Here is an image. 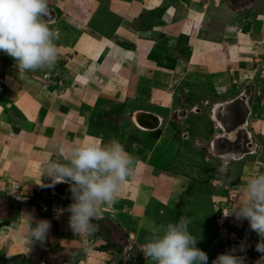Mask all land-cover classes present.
<instances>
[{"label":"crops","instance_id":"obj_1","mask_svg":"<svg viewBox=\"0 0 264 264\" xmlns=\"http://www.w3.org/2000/svg\"><path fill=\"white\" fill-rule=\"evenodd\" d=\"M228 1L238 5L248 2V0ZM175 2L178 4L177 8H174L172 3L167 6L164 3V9L162 8V11L157 14L143 15L135 0H107L103 4L94 1L87 18L83 19V15L80 14L76 17L73 14L70 18L65 17L62 23H66L68 29H64L63 33L61 28L57 29L59 38L57 50L60 61L55 63L54 68L57 66L66 71L62 72V77L58 81L53 78H44V74L42 75V72L52 71V68H41L38 69V73L30 74L29 71L19 70L15 63L3 67L5 56L2 60L4 54L0 52V75L3 76V80L0 81V172L4 173L8 167L11 168L10 170L15 169L17 173L14 177L15 182L20 184L22 191L31 193L33 189L40 188L42 178H47L44 175L47 162H67L63 157L65 153L60 151L62 147L81 141L107 144L112 139H117L125 145L127 144L126 134L129 132L134 133L135 140L132 141L129 149L124 148L136 161L135 177H130L121 185V189L126 188L128 191L126 194L125 190L122 192L119 190L116 193V202L122 206L123 201L133 197L128 182L141 181L146 177L152 182L158 181L161 177L164 179L165 176L160 173L158 163V160L161 163L167 161L162 159L160 154L161 151L164 152L162 143L160 144L157 139L146 148L142 145L143 138L145 133L152 134L157 125L159 128L166 129L163 132L165 135L168 133L176 135L178 127L168 124L167 109L171 106V99L165 96L170 103L168 105L163 103L162 106L165 108L163 110L154 107L157 100L164 101V97L158 94L161 92L159 87L161 83H164V79L154 72L157 67L156 64L149 62L152 61V57L149 58V56L154 55L163 60L169 59L176 48L177 37L183 35L191 48L192 67L197 62L207 63L211 55L221 56L228 54L229 51L239 57L249 47L254 48L257 38L261 36L264 38V0L254 1L256 4L254 20L243 26H240L242 24L239 19L243 15L241 11L244 10L245 5L243 10H239L238 6L230 9L224 4L218 5L216 0H175ZM210 3H213V6L208 11L206 8ZM197 7L201 8L198 18L195 16ZM246 7L250 9L251 6ZM101 9H104V13L98 16V11ZM90 20L103 22L102 27H95L89 23ZM65 33L68 35L66 41L61 38ZM54 42L58 43L56 40ZM72 50L82 51L85 57L83 55L76 60L73 54L74 58H72L69 56ZM53 74L54 77L58 76L57 71ZM181 77L182 84L188 79L194 81L197 88L204 89L206 85H209L210 88L206 89H211L219 99L226 94L224 89L227 87L218 90L221 84L205 73L200 72L195 75L189 72ZM147 88L150 91H147ZM200 101L205 104L207 100L200 99ZM122 103L125 105L123 104V108L115 114L118 122L110 119L108 121L106 116L113 115V106L122 105ZM223 106L218 105L217 109ZM195 112L196 121L200 124L209 121L214 125L215 131L223 132L224 127L218 119L211 114L208 118L204 109H196ZM188 115L190 116V112L184 116V119H188ZM261 115L259 119L261 121L258 122L264 137V124H262L264 109ZM203 116L205 120L208 118L205 122ZM248 125H239L235 128L238 131L244 129L248 133L251 129ZM150 126L152 128H149ZM256 126L258 125H253L252 128ZM189 134L181 133L183 142H192ZM219 137H223L222 134ZM248 146L251 148L250 143ZM260 149L258 146L255 150L258 159L253 163L254 175L264 173V150L262 152ZM245 150L242 158L246 156V159H252L255 154H249L251 149ZM168 156L170 159V155ZM167 165H171V162H167ZM249 178L250 176L246 178V181ZM165 179L171 181L168 176ZM46 181L50 182L48 178ZM171 188L168 187L167 193L170 191L175 193L173 191L175 189L171 190ZM154 190L155 188H151L153 195H155ZM24 192L22 195L26 197ZM55 192H58V197L62 200V207L56 212L42 211L36 202L28 201L24 199L25 197L18 198L12 203L14 209L12 215H10V207L0 208V264H50L45 258L47 250L63 251L66 246L70 247L72 239L79 241V238H82L90 242L88 233L78 236L68 227L70 214L63 209L74 202L71 199L69 185L61 183ZM2 202L6 204L4 200ZM130 205L133 210L131 214L130 209L126 212L122 209L118 213L122 217L128 214V222L132 220L130 225L135 230L142 231L146 224L141 220L142 215L138 214V218L135 211L141 209L142 212L143 207L134 202ZM178 209L191 219V216L198 214L201 223L198 227L206 226L203 222L205 214H202V204L200 209L193 207L189 210L186 204ZM101 210L108 211L106 206ZM188 213L193 215L188 216ZM28 218L46 219L51 223L44 243L27 241ZM245 222L247 224L242 225L239 228L241 230H236L239 236L241 238L248 234L257 236L250 230L248 222L246 220ZM260 256V253L255 255L257 259ZM247 259L251 262L256 261L252 257Z\"/></svg>","mask_w":264,"mask_h":264},{"label":"rangeland","instance_id":"obj_2","mask_svg":"<svg viewBox=\"0 0 264 264\" xmlns=\"http://www.w3.org/2000/svg\"><path fill=\"white\" fill-rule=\"evenodd\" d=\"M94 1L103 4L107 0H47L49 14L43 18V21L56 33L59 28H61V33H63L64 29H68L67 24L62 23L65 17L70 18L71 14L76 17L80 14L81 16L83 15V19L87 18ZM135 1L139 4L143 15L147 13L157 14L162 11V8L164 9V3L166 6L172 3L174 8L178 6L175 0ZM216 1L218 5L224 4V6L230 9L238 6L239 10H243L242 8L245 5L244 10L241 11L243 15L241 14L242 16L239 19L240 24H242L240 26L247 23L250 24L254 20L253 15L256 14L254 13V8H256L255 0H248V2L246 1L242 5H238L237 3L232 4L228 0ZM212 4L210 3L208 7L206 6L208 11L213 6ZM246 6L251 7L248 9ZM200 11L201 8L197 7V11H195L196 18L201 14ZM103 13L104 9H101L97 15L99 16ZM89 23L95 25V27H102L103 24V22L101 23L96 20H90ZM239 28L241 30V27ZM61 38L66 41L68 35L65 33ZM177 39L176 48L169 59L163 60V58L160 59L153 55L149 56V58L152 57V61L150 59L148 60H150V63H154L153 65L156 64L157 70H154V72L164 79V83H161L159 87V91L161 90L163 92L158 93L161 97H164V101L158 97L159 100L155 102L154 107L163 110L165 109L162 106L163 103L168 105L170 103L169 99H171V106L167 109L169 112L168 124L170 123V125H174L176 128L178 127V130L176 135L168 132V135H165L163 132L166 129L159 128L157 125L156 130L152 134L145 133V138H143L142 143L146 148L151 145V142H155L157 139L160 144L162 143L164 152L161 151L160 154L162 159L167 161L161 163L158 160L160 164L159 170L162 175L164 174L165 177L168 176L171 178V181H167L165 177L164 179L161 177L156 183L155 181L152 182L151 179L147 180L146 177V179L141 181L128 182L129 189L132 190L129 192L133 193V197H128V199L123 201L124 205L122 206H119V203L115 202L111 206H106V210L108 211L101 210L102 218L93 221L97 225L96 230L88 233L90 242H86L82 238H79V241L72 239L70 240V247L66 246L63 251L54 249L47 250L45 258L50 264H153L139 250V246L154 236L158 228L170 222L178 221L181 216L186 217L187 215H184L178 209L185 206V204L189 206V210L193 207L200 209L202 204V214H205L203 216V222H205L206 226L204 228L198 227L200 223L198 214L191 216L193 213L191 215L188 213V216L192 217V219L190 218L189 231L198 239L196 246L207 253L209 257L208 264H211L217 255L225 253L232 247L237 246L241 241H246L248 244L247 258L252 257L253 260H257L255 255L258 252L255 251V244L257 243L258 237L248 234V236L245 235L241 238L239 232H236V230H241L239 228L247 223L245 221L235 222L232 217L224 218L223 211L227 212L234 203V198L237 197L238 187L246 182V178L255 174L253 169L255 165L253 163L258 159L255 154L256 148L259 146L262 152L264 150V137L261 132L262 128L259 127L260 122H258L261 121L259 119L264 109V38L263 36L257 38L254 48L249 47L248 50L241 53V57H237V55L229 51L228 54L221 56L211 55L207 63L197 62L192 67L191 48L187 45V38L179 35ZM55 40L58 42L56 43L57 46L59 44V38L57 37ZM73 54L76 60L79 57L82 58L84 55L80 50L77 52L72 50L69 56L74 58L72 56ZM4 56L3 67L15 63L11 57L5 54L2 56V60ZM59 58L60 56L58 55L57 63L60 61ZM52 69L49 72H42V75L44 74L43 77L57 79L58 81L62 77V72L64 70L66 71V69H61L57 66L55 68L53 66ZM56 71L58 72V76L54 77L53 73ZM29 72L31 74L32 72L38 73L39 71L37 69ZM189 72H193L195 75L201 72L207 74L210 78L214 77L221 86L223 85L222 87L219 85L218 90L227 87L224 89L226 94H223V97L219 99L211 89H206L210 88L209 85H206L204 89L197 88L194 81H189L188 79H186V82L183 81L182 84L180 82L181 75L184 76ZM2 80L3 76L0 75V81ZM206 83L208 84V82ZM147 91L150 90L147 88ZM224 91L221 92L224 93ZM165 96L169 99H166ZM213 97L217 99H213ZM200 99H206L207 101L204 104ZM123 104L113 106V115L106 116L108 117V121L110 119L118 122L115 114H118L119 110L123 108ZM218 105H222L223 107L217 109ZM196 109H204L205 115L208 118L211 114L215 119H218L219 123L224 127L223 132L215 131L214 125L209 123V121L205 124L202 122L200 124L196 121ZM189 112V118L184 119V116ZM204 116L203 121L205 122L208 118L205 120ZM185 124H188L187 127ZM244 124H247L249 129L251 128L248 133L244 129L241 131L236 129L239 125L244 126ZM221 125L219 124V128L222 130ZM253 125L258 126L252 128ZM149 128L152 127L150 126ZM181 133H190L189 136L192 142H183ZM221 134L223 137H219ZM134 137V133L130 134L128 132L126 134L125 139L127 144H123L126 149L131 147L132 141L135 140ZM248 143L251 144V148H248ZM245 149H251V152H249L250 155L255 154H253L252 159H246V156L244 159L242 158L244 151H246ZM167 155H170V159ZM219 156L221 157L219 158ZM167 162H171L172 166L167 165ZM169 166H171L170 169ZM221 166L225 167L223 174L218 171ZM10 169L8 167L4 173L0 172V208L4 206L10 207V215H12L14 214L12 203L18 200V198L20 199L25 196L22 195L24 191L21 190L20 184H17L14 180V177H16L15 174H17L15 169ZM133 176L135 177V175L130 177L132 178ZM46 180L47 178H42L40 180V188L33 189L31 193L26 191L27 194L24 192L26 195L24 199L33 203L36 202L42 211L56 212L62 207V200L59 199L58 192H55L61 183H57L54 187L49 188L43 186L48 184ZM179 185H181L180 190ZM168 187H172L171 190L174 188L175 190L173 191L175 193H171V191L167 193ZM151 188H155V195L151 193ZM119 190L121 192L125 190V193L128 191V189H121V187ZM159 194L162 195L159 196ZM133 202L143 207L142 212L141 209L135 211L136 215H142L141 220L146 224L142 231L141 229L135 230L130 225L132 220L130 219L131 221L128 222V214L125 215L126 217H122L118 213L122 209L125 212L130 209L129 213H132L133 210L130 207L132 205L130 204ZM41 216L44 215L41 214ZM159 222L160 224H158ZM233 234L235 235L233 236ZM85 248H89L90 251L86 253L84 251ZM15 261L18 262L17 259ZM247 263L255 264V261L251 262L247 259Z\"/></svg>","mask_w":264,"mask_h":264},{"label":"clouds","instance_id":"obj_3","mask_svg":"<svg viewBox=\"0 0 264 264\" xmlns=\"http://www.w3.org/2000/svg\"><path fill=\"white\" fill-rule=\"evenodd\" d=\"M47 0H0V52L11 57L19 70L52 68L58 59L57 33L43 21L48 16ZM66 163L49 161L45 177L52 188L57 183L69 185L74 201L68 212V227L79 235L96 230L101 208L116 202L121 185L135 172V159L117 139L107 144L90 141L73 143L60 149ZM218 171L223 174L225 167ZM223 217L235 222L247 221L258 240L255 251L261 256L255 264H264V173L251 176L237 189V197ZM190 218L181 216L156 230V234L139 246L153 264H208V255L198 248V239L189 231ZM51 228L46 219L28 218V242L44 243ZM248 244L241 241L211 264H247ZM87 253L89 248H85Z\"/></svg>","mask_w":264,"mask_h":264},{"label":"built area","instance_id":"obj_4","mask_svg":"<svg viewBox=\"0 0 264 264\" xmlns=\"http://www.w3.org/2000/svg\"><path fill=\"white\" fill-rule=\"evenodd\" d=\"M13 192H15V190H13Z\"/></svg>","mask_w":264,"mask_h":264},{"label":"bare ground","instance_id":"obj_5","mask_svg":"<svg viewBox=\"0 0 264 264\" xmlns=\"http://www.w3.org/2000/svg\"><path fill=\"white\" fill-rule=\"evenodd\" d=\"M108 17V16H107ZM109 18V17H108Z\"/></svg>","mask_w":264,"mask_h":264}]
</instances>
